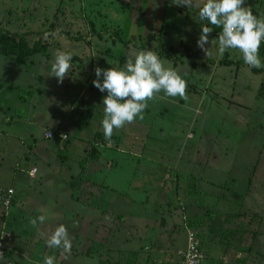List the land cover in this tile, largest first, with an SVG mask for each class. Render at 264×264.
I'll list each match as a JSON object with an SVG mask.
<instances>
[{
	"label": "rangeland",
	"instance_id": "rangeland-1",
	"mask_svg": "<svg viewBox=\"0 0 264 264\" xmlns=\"http://www.w3.org/2000/svg\"><path fill=\"white\" fill-rule=\"evenodd\" d=\"M129 3L130 0H0V27L25 36L30 42L38 39L49 42L45 53L31 58L33 65H29L30 59L25 64L11 56H0V186L13 185L16 169H25L23 177L29 180V169L42 159L40 154L48 147L66 157L67 163L76 164L75 170L80 168L77 161L85 158L81 151L84 139L92 137L104 118L103 98L107 91L101 92L93 83H86L85 94L78 98L82 87L78 71L72 72L73 67H80L79 62L84 63L83 68L88 62L91 65V56H94L98 66L107 69L112 67L109 61L122 65L130 53L146 49H152L160 57V45L165 41L167 52L161 59L166 67L186 73L188 99L167 97L161 92L148 102L143 119L136 118L117 130L118 134H122L121 131L126 134L125 145L121 147L129 149L137 134L139 151L150 154L143 158L149 162L145 169L150 170L154 191L153 199L145 202V206L133 202L138 197L130 195L131 191L123 195L121 204L116 201L109 205L116 209L121 207L120 210L127 213L133 210L132 216L146 218L151 215L157 219L152 228L160 227V230L151 237L162 253L154 254L152 264H181L179 249L186 247L188 229L196 232L206 254L214 251L211 256L215 258L210 259L213 263L264 264V91L260 92L264 73L254 71L245 62L221 63L225 56L237 61L243 59V55L238 49L221 53L218 42L213 46L208 44L210 55L207 57L197 44L206 22L198 21V13L186 5L157 0V4L165 8V13L158 14L145 8L131 10ZM244 6H250L257 15L260 9L264 10V0H245ZM161 20L165 21V28L160 36L157 23ZM91 22L96 31L115 24L119 30L113 34L130 43L117 42L112 45L114 53H108L104 48L111 44L110 38L99 40L95 36L99 45L92 53L85 38ZM209 26L213 27L209 37L218 39L222 29ZM185 27L187 34L191 32L198 38L185 37ZM67 31L80 41L67 36ZM183 37L185 43H191L190 50H201L206 62L189 51L170 49L178 48L175 46ZM57 50L74 53L72 67L63 83L48 76ZM258 55L264 63L263 57ZM177 56L181 58L176 60ZM100 79L102 82L103 77ZM30 88L33 91H27ZM82 100L88 105L82 107ZM72 102L76 103L75 113L71 111ZM83 120L89 125L83 126ZM60 122L69 131L70 140L54 148L51 144L56 139L45 138L43 130ZM77 137L84 139L81 141ZM97 141L106 144L105 136L98 137ZM95 148L107 153L103 146ZM107 156L108 153L104 156L105 162L110 163L112 159ZM258 165L262 166L260 174L255 169ZM128 173L120 170L115 173V176H122L118 182L123 183L125 192L131 183ZM130 173H136L137 180L148 174L145 170ZM71 182L76 187L73 191L80 195L82 191L77 188L76 180ZM63 183L56 179V189L65 186L70 193L72 189ZM33 197L38 199V195ZM18 205L19 202L13 209L10 207L11 212L0 206V237H5L0 241L11 238L13 248L17 247L12 251V258H0V264H43L46 255L41 249L44 241L47 244V238L43 239L42 235L40 238L38 229L25 227L29 220L20 217ZM61 216L57 212L52 221L56 227L65 222L67 228L78 222L77 217L58 219ZM110 217L105 220L106 227L120 223L128 231L140 227L133 218L123 222L115 216L112 218V214ZM81 224H84V231L88 228L84 234L88 236L91 223L83 220ZM71 231L68 230L70 237L75 234ZM211 238L217 243L212 249L208 244ZM103 253L101 250L98 255ZM94 257L98 261L97 254ZM87 258L79 256L77 264L88 263Z\"/></svg>",
	"mask_w": 264,
	"mask_h": 264
},
{
	"label": "crops",
	"instance_id": "crops-1",
	"mask_svg": "<svg viewBox=\"0 0 264 264\" xmlns=\"http://www.w3.org/2000/svg\"><path fill=\"white\" fill-rule=\"evenodd\" d=\"M130 2L131 3H129L128 5L129 7H127L131 10L145 8L148 12L151 13H165V8H163L164 6L157 4V0H130ZM156 6L158 7L157 11L155 10ZM160 6H162V9L160 8ZM190 9H193L197 13L199 11V9L195 7ZM257 16L264 18V10L260 9L257 13ZM93 25L95 26V24L91 22V26L88 29V36L85 37L88 40L87 42L89 44L90 49L92 50V53L93 50L96 49L99 45V42H97L95 36H97L99 40L105 38L108 41V39L110 38V40L112 41L111 44H109V47L104 48V51L108 53L114 51L112 50V45H115L117 42H125L126 44L130 43L126 40L123 41L121 37H118V35L113 34V32L111 31H108L106 33L103 32V34L101 35L96 33L94 34ZM111 25L114 27L115 24ZM157 26H160L161 36L163 29L165 28V21H159L157 23ZM152 28L153 27H151V29ZM184 30L185 34L187 35L185 37L198 38V36H195L191 32L187 34L186 27L184 28ZM71 38L75 40L77 39L78 42L80 41L77 36H71ZM212 39H217V37H209V40ZM163 43V45H160V48L162 47L163 49H165L166 42L163 41ZM133 44L135 47L137 46V42L135 40ZM175 47H178L177 52L179 51V49L189 51V53L193 52L192 50H190L191 43H189L188 41L187 43H185L184 37ZM198 51L201 52V50ZM164 54L165 53H162L160 58L162 57V55L164 56ZM119 58H122V54H120ZM201 58L206 62L207 58H203L202 52ZM81 59L79 61H81ZM91 59V65L88 62L86 67L83 68L84 63L82 64L79 62L80 67L72 68L73 73L78 71V80L82 87L78 98L85 94V84L87 83V85H91L95 79V68L99 65V63H96L97 61L94 56H91ZM29 61V65H33L32 60L30 59ZM82 76L87 77L85 79H82ZM17 86L21 88L20 85ZM27 91L31 92L33 91V89L30 88L27 89ZM21 98L25 102L27 101V98ZM87 105L88 104H86L85 101L82 100V107ZM75 110L76 103L72 102V113H75ZM63 124V122H60L59 125H48L43 130L45 138L56 139L54 141V144H51L54 148H60L59 146H61V142L67 140L61 138L59 136V133L65 132L70 135L69 131L63 127ZM82 125L88 126L89 122L83 120ZM47 131L53 132L54 136L47 137ZM78 132L82 134L83 130L78 129ZM117 132L118 131L114 129L113 135L111 137L115 138L113 139L114 141L111 139V142L109 143L106 140V144H101L97 141L98 137L104 136L102 122H100L98 129L92 132V137L87 139L77 137V139L80 138L81 141L84 139L83 143L85 145L84 147L82 146L81 150L83 152V155L85 156V163L84 161H82V163H78L77 161V164L80 166V168L77 170H75L74 168L76 164L67 163L66 157H61L57 153V151H55L51 147H48L45 150L46 153L44 151V154H40L42 159L29 169V180L24 179L23 177L22 173L25 172V169H16V172L14 173L12 179L14 182L12 186L15 187L16 193L11 209H13L19 202L18 211L20 210V213L22 214V216L20 217L27 218L29 221L31 218L38 217L39 215H41V209H47V219L44 224H38L37 227L34 228L29 223L25 227H28L29 229H38V231H40V236L42 235L43 239H45L44 237L47 238V236L50 235V233L56 228L55 224L52 221L55 220L57 212L58 214L60 213L62 215L58 219L66 220L74 217L78 218V222L74 223L71 227H67L68 230H72L75 233L71 236L73 238V247L70 255L65 253L62 248H49L47 244H44L45 241L43 240L44 242L41 252L45 253L46 256H54L55 262L61 260V262L59 261V264H64L65 260L66 264L67 262H69V264H77L78 257L83 255L88 257V263L85 264H129L128 262H131L132 264H152L154 254L156 252H160V254L162 253L161 249L154 243V241H152L151 237L153 235H157L160 230V227L156 228L155 230L154 228H152V224H154L155 220H157L156 218L151 215L150 217L147 216L146 218H143L142 216H137L136 214L132 216L133 210L131 211V213H127L126 211L120 210L121 207H117L118 209H116L110 207L109 205L110 203H115L116 201V203L121 204V202L123 201V195L128 194V192L130 193L131 191L130 195L138 197V199L135 198L137 200L134 199L133 202L137 204L141 203L143 204V206H145V202L148 203L150 202V199H153L154 191V185L151 182V174L148 173V171L150 170L145 169L147 168L149 162H145V159L143 158L144 156L147 157V155L150 154H148V152H144L143 150L139 151L137 144V134H134L129 149L121 147V144L125 145L124 138L126 137V134H123L122 131V134H118ZM69 140L70 138L68 139V141ZM85 140H88L89 142H86ZM97 146H99V148L101 146L107 148V153L109 155L107 157H111L112 159L110 163L105 162L106 158L104 156L107 153L104 152V150L98 148L96 149L95 147ZM115 160H117V162ZM148 160L150 159L148 158ZM33 168H36L37 171L34 174H31V170ZM255 169H257L260 174L262 166L258 165ZM118 170L129 172L127 176L131 179V183L129 184L130 186L127 187V192L124 191L123 183L118 182V180L121 179L122 176H115V173L118 172ZM137 170H145L148 174L144 176L142 180H137L136 173H130L137 172ZM73 172H75V174H72ZM56 179L64 182V185H68L72 189L70 193L68 192V189H66L65 186H61L62 189L58 187L60 189L57 190L56 188L58 185L56 184ZM72 179L76 180L77 188L82 191L80 195L77 194V192L73 191L74 188L76 189V187L74 185L75 183L71 182ZM107 179L108 182L106 181ZM120 192L122 194L118 195V193ZM37 195L38 199L33 197ZM73 204L78 205L74 207ZM11 209L9 212H11ZM25 211V214H27L26 216H24ZM6 212H8V210ZM111 214L112 218L115 216L121 221L123 220V222L125 219L133 218L135 220V223L138 224L140 227H137L138 229H135L134 231L125 230L123 227H121V223L117 226L106 227L105 220L107 219V217L111 218ZM83 220L89 221V224L91 223L90 225L92 226V229H89L91 233L88 236L84 235L88 232V228L86 229V231H84V224H81V221ZM63 223L65 225V222ZM72 231L71 233H73ZM42 236L40 238H42ZM9 240L11 242H14V240H12L11 238ZM10 241H7V246L9 244V250L11 252L8 256L9 259L12 258V251H15L17 249L16 245L15 248H13V245ZM169 241H172L171 237H169ZM209 243L211 244V249L215 248L217 244L212 238L209 239L208 244ZM169 247V250L171 251L170 255H172L173 246L171 245ZM46 248L48 249L46 250ZM101 250L105 253L98 255V252ZM179 250H182V248ZM213 252L214 251H212L211 254ZM96 254L98 257V261L94 260V256ZM211 254H207L209 262H211L210 259L212 260V258H215L211 256Z\"/></svg>",
	"mask_w": 264,
	"mask_h": 264
},
{
	"label": "clouds",
	"instance_id": "clouds-1",
	"mask_svg": "<svg viewBox=\"0 0 264 264\" xmlns=\"http://www.w3.org/2000/svg\"><path fill=\"white\" fill-rule=\"evenodd\" d=\"M173 4L198 8V21L203 24L197 41L198 47L208 57L210 47L217 44L223 53L228 49H238L244 62L252 68L264 67L259 58V49L264 41V18L255 15L251 7H245V0H171ZM222 26L218 39L209 41L213 27ZM74 53L72 51L57 50L51 71L48 76H54L59 83H63L72 65ZM112 67L95 68L96 79L93 84L101 92L107 91L103 98L104 118L102 127L104 136L110 143L114 129L119 130L125 124H131L136 118L143 119V112L148 102L163 92L167 97H179L187 100L186 73L181 74L175 68L165 66V61L152 49L139 53H130L126 62ZM43 75V74H42ZM103 77L101 82L100 77ZM41 215L30 219L29 223L36 228L44 224L47 212L41 209ZM72 237L65 225L60 224L47 236L49 248H62L68 255L73 247ZM54 256H45L43 264H54Z\"/></svg>",
	"mask_w": 264,
	"mask_h": 264
},
{
	"label": "trees",
	"instance_id": "trees-1",
	"mask_svg": "<svg viewBox=\"0 0 264 264\" xmlns=\"http://www.w3.org/2000/svg\"><path fill=\"white\" fill-rule=\"evenodd\" d=\"M95 28L96 27L93 25V29L96 32V34H100V35L103 34V32L106 33L108 31H111V32L114 31L115 33H117L118 30H119V28H115L112 25L107 26V27H103V28H101L98 31H96ZM220 28L222 29V26H220ZM69 35H70V33L67 31V36H69ZM118 37H121V36L118 35ZM48 46H49V42L46 41V40L38 39V40H35L34 42H30L25 36L19 35L16 32H12V31H10L8 29L0 27V56H11V57L15 58L19 62L26 63L34 55H36L38 53H45L48 50ZM170 49L174 50V52L178 50V48H173V47H170ZM165 52H167L166 48L163 49L161 47V54L165 53ZM191 54H196L197 57L200 60L202 59L200 51H194V52H191ZM259 54L264 59V42L261 43V46H260V49H259ZM173 57L174 56H172V58ZM180 58H181L180 56H177L175 59L178 60ZM220 62L221 63H224V62H226V63L235 62L237 64H242V63H244V60L241 58V59L235 61V60L229 59V58H227L225 56ZM252 69L254 71H259V72H263L264 73V67L252 68ZM263 91H264V83H263V87H261V89H260L261 93ZM113 139H115V138H112V140ZM82 161H84V160H81V163H82ZM13 201H14V198H13ZM234 233H236V232H234ZM255 234H256V232H254V235ZM0 240H1V237H0ZM5 251H6V257H8L11 252H10V250L8 248Z\"/></svg>",
	"mask_w": 264,
	"mask_h": 264
},
{
	"label": "built area",
	"instance_id": "built-area-1",
	"mask_svg": "<svg viewBox=\"0 0 264 264\" xmlns=\"http://www.w3.org/2000/svg\"><path fill=\"white\" fill-rule=\"evenodd\" d=\"M47 137H53L54 133L51 131L46 132ZM59 136L63 139H68L69 135L65 132L59 133ZM37 171L36 168L31 170V174H34ZM15 196L14 187H3L0 186V206L5 210H9L13 204V198ZM5 239L4 236H1V240ZM6 241V240H5ZM5 241H0V258L6 257V249L8 248ZM181 254V264H223L222 263H213L208 261V256L204 249L202 248V242L197 236L196 232L188 229L187 231V240L186 247L180 250Z\"/></svg>",
	"mask_w": 264,
	"mask_h": 264
}]
</instances>
